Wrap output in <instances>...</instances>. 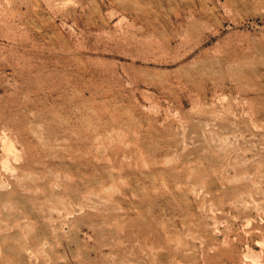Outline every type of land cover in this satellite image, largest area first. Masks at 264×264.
I'll return each mask as SVG.
<instances>
[{
  "label": "rangeland",
  "instance_id": "374dc122",
  "mask_svg": "<svg viewBox=\"0 0 264 264\" xmlns=\"http://www.w3.org/2000/svg\"><path fill=\"white\" fill-rule=\"evenodd\" d=\"M0 264H264V0H0Z\"/></svg>",
  "mask_w": 264,
  "mask_h": 264
}]
</instances>
